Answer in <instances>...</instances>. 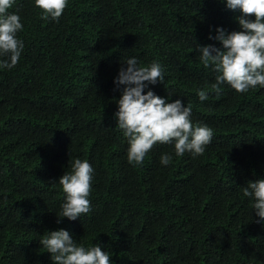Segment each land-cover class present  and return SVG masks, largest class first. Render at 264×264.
<instances>
[{
    "label": "trees",
    "instance_id": "1",
    "mask_svg": "<svg viewBox=\"0 0 264 264\" xmlns=\"http://www.w3.org/2000/svg\"><path fill=\"white\" fill-rule=\"evenodd\" d=\"M10 11L25 48L0 71V264H52L39 239L59 228L100 242L114 264H264V226L241 188L264 177V88L225 84L217 95L195 48L219 46L209 32L238 30V12L220 0H69L58 21L42 19L33 0ZM130 56L159 61L165 81L155 92L191 103L192 119L213 129L203 154L176 157L158 143L142 165L128 163L113 114L114 78ZM72 157L95 169L91 210L57 223L55 181Z\"/></svg>",
    "mask_w": 264,
    "mask_h": 264
},
{
    "label": "clouds",
    "instance_id": "2",
    "mask_svg": "<svg viewBox=\"0 0 264 264\" xmlns=\"http://www.w3.org/2000/svg\"><path fill=\"white\" fill-rule=\"evenodd\" d=\"M41 9L44 20L58 21L69 0H33ZM225 7L239 15L235 17L238 30L228 31L216 26L209 32L208 39L217 41L206 45L195 44L199 61L205 68L211 67L215 80L210 87L220 95L227 84L238 93L251 88H264V0H220ZM15 0H0V71L13 69L19 62L25 48L18 33L24 29L22 18L16 11H10ZM162 64L153 60L145 66H138L135 56L121 63L114 78L119 98L115 100L117 110L113 116L116 128L127 140L126 156L129 164L140 166L145 156L156 144L173 146L176 157L185 153L197 157L204 153L211 143L213 129L202 121L192 119V104L182 99L171 100L158 95L152 86L164 83ZM200 102L208 99V89H197ZM173 160L172 152L159 157L162 166ZM95 169L87 159L72 157L68 170L57 182L64 198L57 214V223L63 218L75 221L91 210L90 192ZM243 196L249 199L256 223L264 226V177L250 180L242 186ZM39 243L50 253L52 264H114L108 251L102 250L100 242L86 245L78 241L65 228L45 230ZM147 264V262H145Z\"/></svg>",
    "mask_w": 264,
    "mask_h": 264
}]
</instances>
